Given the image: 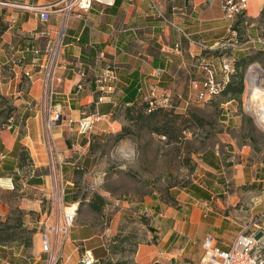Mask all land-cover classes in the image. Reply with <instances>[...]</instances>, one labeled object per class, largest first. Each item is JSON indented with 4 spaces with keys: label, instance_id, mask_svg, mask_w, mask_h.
Segmentation results:
<instances>
[{
    "label": "crops",
    "instance_id": "0c3cea01",
    "mask_svg": "<svg viewBox=\"0 0 264 264\" xmlns=\"http://www.w3.org/2000/svg\"><path fill=\"white\" fill-rule=\"evenodd\" d=\"M255 1V11L249 10L244 20L247 39L261 37L256 25L263 16L264 0ZM12 2L16 4H0V64L8 67L13 63L9 89L16 97L14 120L0 130V178L13 176L16 183L29 187L44 189L49 185L50 176L44 169L50 163V141L58 170L70 185L68 194L72 193L81 185L78 178L85 183L97 171L101 154L95 150L96 142L116 133L114 125L122 124L128 107L141 105L153 87L157 93L167 89L180 104H188L190 82L202 62H212L222 76L223 61L232 58L229 52L238 56L251 48L264 49L251 44L233 52L204 51L195 43L216 46L230 35L221 0H115L114 5L92 2L86 9L76 4L75 16L65 31L63 66L51 101V110H61L63 118L47 136L42 74L30 64L34 56L31 47L42 50L56 37L62 25L57 9L64 2ZM44 7L51 11L48 20L41 17ZM20 56L25 57L26 69H33L31 78L15 64ZM107 69H114L118 80L108 83L113 90L96 105V78ZM95 113L101 119L89 133H82L78 122ZM256 144L224 133L221 142L202 158V175L179 193L177 205L159 200L150 213L147 208L143 211L148 217L149 240L136 253L140 264H202L206 237H213L217 246L227 250L242 223L264 213V147ZM23 150L31 166L21 161ZM87 206L91 207L89 199ZM100 217L101 213L93 210L89 219L81 221ZM73 228L71 239L83 243L78 251L72 242L67 243L65 251L72 254L67 264H78L84 248L92 250L98 260L105 259L97 246L88 248V242L101 237L96 222H78ZM6 247L0 245V264H43L39 254L30 257L22 249L4 255Z\"/></svg>",
    "mask_w": 264,
    "mask_h": 264
},
{
    "label": "rangeland",
    "instance_id": "374dc122",
    "mask_svg": "<svg viewBox=\"0 0 264 264\" xmlns=\"http://www.w3.org/2000/svg\"><path fill=\"white\" fill-rule=\"evenodd\" d=\"M256 7V1L251 0L250 12ZM239 19V39L244 42L248 35L246 17ZM256 27L264 37V14ZM240 52L241 60H245L240 69L245 75V91L237 99L227 103L228 95L221 94L207 102L193 98L189 104H180L179 99L173 98L172 107L151 117L145 112L144 116V110L137 106L132 112L133 120L124 116L121 125H114L116 133L108 134L104 142H96L95 150L101 154L97 171L85 183L82 177L78 178L81 185L75 187L94 188L77 194L80 204L75 226L78 222L97 223L101 237L88 242V248L97 246L105 257L97 263L140 264L136 253L149 240L148 217L143 211L147 208L146 213H150L159 200L177 205L179 193L202 175V158L221 142L224 133L240 142L252 139L264 147V131L250 112L246 82L253 64H259L264 74V49L255 47ZM228 54L236 64V56ZM12 67V62L8 67L0 64V130L7 127L15 107L16 97L9 89ZM260 82L264 83V75ZM261 97L254 98L253 104L260 106L264 100ZM44 172L50 176V186L44 189L16 182L14 189L0 187V245L7 246L3 248L4 255L19 253L21 249L30 257L39 254L40 221L51 209L50 192L57 182L56 175L66 192L71 191L62 172L56 173L52 155ZM98 196L106 200L100 220L81 221L89 219L94 210L87 206V199L99 204Z\"/></svg>",
    "mask_w": 264,
    "mask_h": 264
},
{
    "label": "built area",
    "instance_id": "2783aa9c",
    "mask_svg": "<svg viewBox=\"0 0 264 264\" xmlns=\"http://www.w3.org/2000/svg\"><path fill=\"white\" fill-rule=\"evenodd\" d=\"M223 7V16L230 22L228 30L230 35L221 40L216 46L208 44L203 41H193L188 37L190 41L195 42L198 46L202 47L204 51L223 49L226 51H236L245 45H261L264 47V37L248 38L244 42H241L239 37L241 35L240 30L236 26L237 20L243 16L248 17L250 10L251 0H221ZM64 4L58 7L57 11L61 17L62 25L57 32L55 38L51 39L47 45L41 50L35 46L31 47V51L34 52V56L31 60V65L42 74L43 81V126H45L47 136H50L51 130L55 127L59 121L63 118L61 110H51V101L54 98L56 86L58 82V70L63 66L62 57L65 47V31L68 27L70 19L75 16L74 7L79 5L82 9L90 8L92 2L102 3L106 5H114L115 0H63ZM0 4L4 6H11L16 4L12 0H0ZM51 11L49 7H44L41 10V17L44 20H48ZM181 32L185 34L183 29L179 28ZM177 49H181L179 44ZM15 64L19 67H23L24 74L31 78L33 76V69H26L25 57L20 56L14 60ZM233 72V60L231 57L226 58L222 64V76L215 65L211 62H202L199 66V73L192 78L190 82V100L196 98L199 101L207 102L220 95L223 92V88L230 80V73ZM248 74V73H247ZM98 93L99 96L96 100V105L103 102L107 97V93H110L114 86L108 85V83L116 82L118 78L114 69H107L97 78ZM248 77H246V82ZM249 83V82H248ZM259 87L263 90L261 98L264 99V83L259 82ZM250 88V86H249ZM250 90V89H249ZM173 94L169 90L165 89L162 93H157L156 88L153 87L151 93L144 97L147 102L148 112H152L157 109L172 107ZM189 104V103H188ZM258 106L254 104L253 110L250 112L252 116L258 121V125L264 131V100ZM101 119L98 113L90 115L89 117L81 119L78 124L82 133H89L94 127L95 123ZM13 118L8 120V125H11ZM49 138V137H48ZM50 155L54 162V169L57 170L56 158L50 141ZM56 183L51 190L50 200L51 209L46 214V218L40 221L39 241L41 250L39 253L40 260H43V264H67L72 259V254H68L65 251L67 243L72 242L75 245V250L81 249V244L73 241L72 231L77 220V211L79 209L80 201L77 203L68 204L66 202V187L59 183L56 175ZM8 187L14 189L15 181L13 176L1 177L0 187ZM94 188L91 187V190ZM264 213L250 222H243L240 232L238 233L236 240L227 248V250L221 249L213 237L208 236L204 239L203 248L204 256L202 258V264H264ZM78 264H96L99 260L95 257L92 250L84 248L81 252ZM37 264V263H34Z\"/></svg>",
    "mask_w": 264,
    "mask_h": 264
},
{
    "label": "trees",
    "instance_id": "16d2710c",
    "mask_svg": "<svg viewBox=\"0 0 264 264\" xmlns=\"http://www.w3.org/2000/svg\"><path fill=\"white\" fill-rule=\"evenodd\" d=\"M262 14H264V10L262 11ZM238 23H239V19L236 22L235 28L239 27ZM235 60H236V64L233 61V72L229 74L230 75V80L225 85V87L223 88V92L221 93V94H224V95H228L229 100L237 99L245 91V89H244L245 88V75H244V72H242L240 70L241 67L244 66L245 60L242 61L240 55L236 56ZM145 96L146 95L143 96V101H142L141 105H139V106H141L140 108H142V110H144L143 111V115H144V112H145L147 117H149V116L151 117V116L155 115V113H157L159 111H164V110L168 109V108H163V109L154 110L152 112H148L147 102L144 100ZM135 107H137V105L128 107L127 112H126V117H128L129 119H132V120L134 119L133 116H132V112L134 111ZM146 115H144V116H146ZM10 118H13V116H11ZM20 156H21V161L23 162V164L27 166V160L29 159V156H27V152L25 150H23L21 152ZM28 163H29L28 166H31V164H32L31 159L28 160ZM32 181L33 182H37L38 180H32ZM83 191L84 192L85 191L89 192L90 190L89 189H85V188L82 187V188H76L72 193H69V194H68V192H66V196H65L66 202L72 201V203L73 202L77 203V201H80V199H77L78 198L77 194L79 192H83ZM98 198H99V204H97L94 200H90L89 199V201H90V204H91V208H93L94 211L100 213L102 211L103 207L105 206L106 200L102 196H98ZM72 203H70V204H72Z\"/></svg>",
    "mask_w": 264,
    "mask_h": 264
},
{
    "label": "bare ground",
    "instance_id": "6f19581e",
    "mask_svg": "<svg viewBox=\"0 0 264 264\" xmlns=\"http://www.w3.org/2000/svg\"><path fill=\"white\" fill-rule=\"evenodd\" d=\"M262 75H264L263 70L259 64H253L252 66H250L248 70V82L250 86L249 95H248V104L251 111L253 110V108H256L257 105L256 104L255 107H253L254 106L253 102L255 100L254 98H259L261 97V94H263V90L259 87V82L262 79Z\"/></svg>",
    "mask_w": 264,
    "mask_h": 264
}]
</instances>
